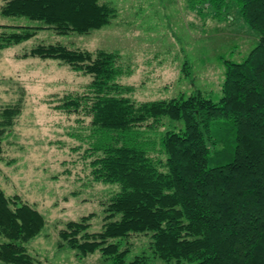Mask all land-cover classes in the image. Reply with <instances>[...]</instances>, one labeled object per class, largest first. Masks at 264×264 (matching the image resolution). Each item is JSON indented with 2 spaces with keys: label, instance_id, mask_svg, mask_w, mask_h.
<instances>
[{
  "label": "trees",
  "instance_id": "obj_1",
  "mask_svg": "<svg viewBox=\"0 0 264 264\" xmlns=\"http://www.w3.org/2000/svg\"><path fill=\"white\" fill-rule=\"evenodd\" d=\"M188 2L214 18L235 9L258 34L242 60L221 57L219 100L202 90L137 100L119 80L129 70L117 51L43 43L22 55L92 77L84 92L66 93L55 108L79 116L93 180L118 187L104 203L102 229L88 231L94 213L70 220L59 233L61 249L78 257L99 252L106 264H264V0ZM0 14L41 22L0 24L3 49L40 29L90 33L110 24L116 8L102 0H7ZM191 68L186 61V77ZM18 110L2 112L0 161ZM45 227L40 210L0 183V262L43 264L28 244ZM135 235L150 237V254L130 255Z\"/></svg>",
  "mask_w": 264,
  "mask_h": 264
},
{
  "label": "rangeland",
  "instance_id": "obj_2",
  "mask_svg": "<svg viewBox=\"0 0 264 264\" xmlns=\"http://www.w3.org/2000/svg\"><path fill=\"white\" fill-rule=\"evenodd\" d=\"M6 1L0 0V7ZM102 1L116 8V16L101 29L87 34L40 29L33 38L0 49V123L5 108L19 109L4 134L0 183L8 195H20L45 216L44 231L28 244L43 264H106L99 252L78 257L74 250L61 249L59 233L68 221L90 213L94 217L88 231H100L104 203L118 187L93 180L90 159L84 157L89 143L80 138L79 116L55 108L66 93L84 92L92 77L58 60L22 55L43 43L117 51L129 70L119 80L133 88L130 95L137 100L167 99L196 90L219 100L221 57L240 61L258 41L257 32L235 9L214 18L189 10L188 0ZM40 23L0 14V24ZM186 61L192 66L187 77ZM85 119L88 126L89 118ZM149 241L147 235L129 238L130 255L150 254Z\"/></svg>",
  "mask_w": 264,
  "mask_h": 264
}]
</instances>
